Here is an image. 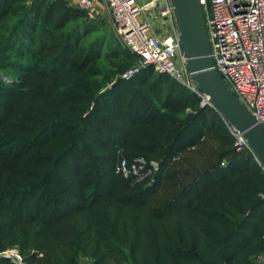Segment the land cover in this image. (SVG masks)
I'll list each match as a JSON object with an SVG mask.
<instances>
[{
    "label": "trees",
    "instance_id": "trees-1",
    "mask_svg": "<svg viewBox=\"0 0 264 264\" xmlns=\"http://www.w3.org/2000/svg\"><path fill=\"white\" fill-rule=\"evenodd\" d=\"M85 13L0 0V251L17 245L27 264H264L255 155L170 74L147 64L122 78L138 54ZM119 155L159 168L125 178Z\"/></svg>",
    "mask_w": 264,
    "mask_h": 264
},
{
    "label": "built area",
    "instance_id": "built-area-1",
    "mask_svg": "<svg viewBox=\"0 0 264 264\" xmlns=\"http://www.w3.org/2000/svg\"><path fill=\"white\" fill-rule=\"evenodd\" d=\"M69 1L94 17L102 18L105 10L122 45L138 54L140 63L125 69L120 74L122 78H129L141 67L152 64L157 71L170 74L197 93L201 104L215 107L209 95L200 92L192 82L170 0ZM200 3L215 66L237 97L264 124V0H200ZM155 17L170 21L173 27L154 34L150 25ZM218 112L236 147L249 149L242 131ZM158 168L157 160L144 156L132 160L121 156L115 164L116 173L144 182H150ZM0 256L9 258L13 264H27L16 247L1 250Z\"/></svg>",
    "mask_w": 264,
    "mask_h": 264
},
{
    "label": "water",
    "instance_id": "water-1",
    "mask_svg": "<svg viewBox=\"0 0 264 264\" xmlns=\"http://www.w3.org/2000/svg\"><path fill=\"white\" fill-rule=\"evenodd\" d=\"M170 1L193 84L208 94L215 107L242 131L249 149L264 169V124L237 97L215 66L200 0Z\"/></svg>",
    "mask_w": 264,
    "mask_h": 264
},
{
    "label": "rangeland",
    "instance_id": "rangeland-1",
    "mask_svg": "<svg viewBox=\"0 0 264 264\" xmlns=\"http://www.w3.org/2000/svg\"><path fill=\"white\" fill-rule=\"evenodd\" d=\"M33 0H26L27 3H31ZM65 2L68 4V5H71V6H74L73 4L70 3L69 0H65ZM82 19L83 20H86L88 22H95L97 20H101L102 21V29L103 31L107 32L108 34H110V36L112 37V39L114 41H116L121 47L123 48H126L124 47V45H122L121 41H120V38L118 36V33H117V30H116V27H114V23L110 20L107 12L104 10L103 13H102V18L100 17H94L92 16L91 14L89 13H85L83 16H82ZM161 24V25H160ZM160 25V26H159ZM161 27H164L162 23H160V20L153 18V21H152V24L150 25V30L151 32H153L154 34L158 33L159 32V29H161ZM127 49V48H126ZM140 63V60L139 58L137 57V59H135L131 64H139ZM123 156V155H119V158ZM151 159H154V158H151ZM118 160V159H117ZM156 160V159H155ZM141 182H144V181H141ZM17 245H12V246H8V247H16ZM6 247V248H8ZM4 248V249H6ZM17 248V247H16ZM41 254V253H40ZM93 256L91 255H88V254H83V253H80L79 256H77V260L79 261V263L81 264H91L92 261H93Z\"/></svg>",
    "mask_w": 264,
    "mask_h": 264
},
{
    "label": "crops",
    "instance_id": "crops-1",
    "mask_svg": "<svg viewBox=\"0 0 264 264\" xmlns=\"http://www.w3.org/2000/svg\"><path fill=\"white\" fill-rule=\"evenodd\" d=\"M160 23H162L164 27H161V29H159L158 33L162 32L163 30H167V29L173 27V24L170 21H168V20L167 21L166 20L160 21Z\"/></svg>",
    "mask_w": 264,
    "mask_h": 264
}]
</instances>
